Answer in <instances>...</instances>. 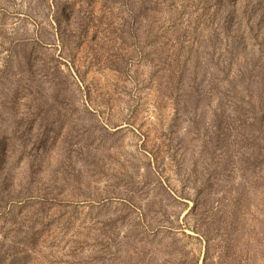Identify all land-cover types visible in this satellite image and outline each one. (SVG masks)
<instances>
[{"label": "rangeland", "instance_id": "1", "mask_svg": "<svg viewBox=\"0 0 264 264\" xmlns=\"http://www.w3.org/2000/svg\"><path fill=\"white\" fill-rule=\"evenodd\" d=\"M0 264H264V0H0Z\"/></svg>", "mask_w": 264, "mask_h": 264}]
</instances>
